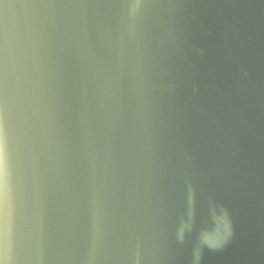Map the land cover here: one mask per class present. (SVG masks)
Masks as SVG:
<instances>
[{"label":"clouds","instance_id":"clouds-1","mask_svg":"<svg viewBox=\"0 0 264 264\" xmlns=\"http://www.w3.org/2000/svg\"><path fill=\"white\" fill-rule=\"evenodd\" d=\"M258 139L264 0H0V264H176L170 192Z\"/></svg>","mask_w":264,"mask_h":264},{"label":"water","instance_id":"water-1","mask_svg":"<svg viewBox=\"0 0 264 264\" xmlns=\"http://www.w3.org/2000/svg\"><path fill=\"white\" fill-rule=\"evenodd\" d=\"M222 43L219 36L213 41L214 47ZM222 208L228 210L233 237L223 249L204 248L200 264H264V142L259 139L242 162L209 169L191 189L178 183L170 192L168 227L175 232L188 224L176 264H192L201 241L222 230Z\"/></svg>","mask_w":264,"mask_h":264}]
</instances>
